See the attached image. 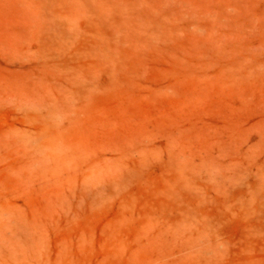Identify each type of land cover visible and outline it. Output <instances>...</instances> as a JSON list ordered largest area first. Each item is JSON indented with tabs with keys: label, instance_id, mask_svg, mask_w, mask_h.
<instances>
[{
	"label": "rangeland",
	"instance_id": "rangeland-1",
	"mask_svg": "<svg viewBox=\"0 0 264 264\" xmlns=\"http://www.w3.org/2000/svg\"><path fill=\"white\" fill-rule=\"evenodd\" d=\"M159 1L148 12L164 29L129 47L112 74L98 67L80 123L67 130L65 121L40 154L31 105L62 97L66 69L51 63V40L31 4L0 0V235L23 245L26 230L39 237L34 258L0 264H264V222L256 228L250 216L224 211L220 250L201 257L120 224L110 204L77 205L84 187L107 186L82 183L76 161L67 160L78 145L88 160L108 161L177 133L215 156L226 145L227 158L240 149L264 159V0ZM39 156L44 163L35 165Z\"/></svg>",
	"mask_w": 264,
	"mask_h": 264
},
{
	"label": "bare ground",
	"instance_id": "bare-ground-1",
	"mask_svg": "<svg viewBox=\"0 0 264 264\" xmlns=\"http://www.w3.org/2000/svg\"><path fill=\"white\" fill-rule=\"evenodd\" d=\"M26 2L49 35L51 63L66 69L64 78L69 84L61 87L59 99L32 100V117L39 126L33 141L41 154L53 147L59 130L66 129L65 121L67 130L80 123L99 86L98 67L108 65L112 74L129 47L152 40L164 28L162 19L148 12L156 9L154 0ZM157 3L159 8L161 2ZM56 39L62 43L57 45ZM56 50L60 51L56 54ZM69 50L72 58L68 57ZM188 139L172 133L160 143L123 148L119 156L108 161L88 160L85 153L89 150L75 146L73 155L66 159L74 158L82 183L103 180L107 184L101 189L84 187L87 190L79 193L77 205L110 204L116 208V221L131 224L139 234L149 235V239L168 250L180 248L199 256L216 254L221 246L218 226L225 221L224 211L264 222V159L259 161L240 149L227 158L226 145L219 148L220 156H215V152L202 148L203 145L198 149ZM51 150L52 153L54 148ZM34 162L43 164L44 158L36 157ZM83 163H87L86 169ZM151 168L156 173H151ZM259 223L256 221L255 227L263 228ZM25 235L24 245L17 238L0 235V261L9 258L19 262L25 255V259L35 257L38 234L28 229ZM19 251L23 254L18 255Z\"/></svg>",
	"mask_w": 264,
	"mask_h": 264
}]
</instances>
